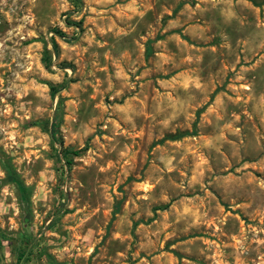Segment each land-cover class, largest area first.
<instances>
[{"label": "rangeland", "instance_id": "374dc122", "mask_svg": "<svg viewBox=\"0 0 264 264\" xmlns=\"http://www.w3.org/2000/svg\"><path fill=\"white\" fill-rule=\"evenodd\" d=\"M0 264H264V0H0Z\"/></svg>", "mask_w": 264, "mask_h": 264}, {"label": "trees", "instance_id": "16d2710c", "mask_svg": "<svg viewBox=\"0 0 264 264\" xmlns=\"http://www.w3.org/2000/svg\"><path fill=\"white\" fill-rule=\"evenodd\" d=\"M80 23L81 22H77V23L70 22V21L68 22V24H70V25L73 24V25H77V26H80ZM54 34L57 35V36H60L61 38L66 39V34L59 28H56L54 30ZM52 44H53L54 53L58 54V52H59L58 43H57V41L55 40L54 37L52 38ZM52 58H53V56H52L51 51L49 49H47L45 51V55L43 57L45 67L47 69H51L52 68ZM61 65H64V63L61 64ZM52 90L55 91L56 89L52 86ZM188 134H190V133H188V131H187V132L179 133V134H176V135H168L167 138L168 139H178V138H181V137H183L185 135H188ZM85 149H86V147L78 149V150H73V149H70V148H66L64 150V154H65L66 157L70 158L71 155H79V154H81V152H83ZM67 163L70 165L71 161L68 160ZM168 206H169V204L161 205V206L156 207V209H167ZM25 254H26V250L20 252L19 255H18V261H20L24 257Z\"/></svg>", "mask_w": 264, "mask_h": 264}]
</instances>
